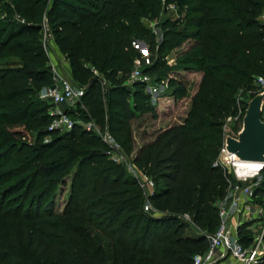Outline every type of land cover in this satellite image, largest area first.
I'll use <instances>...</instances> for the list:
<instances>
[{
    "label": "trees",
    "instance_id": "obj_1",
    "mask_svg": "<svg viewBox=\"0 0 264 264\" xmlns=\"http://www.w3.org/2000/svg\"><path fill=\"white\" fill-rule=\"evenodd\" d=\"M15 4L27 23L0 37V57L18 58L0 64V264H193L207 248L205 234L217 228L215 202L227 186L222 168L213 166L224 120L256 95L255 78L264 73V0L51 1L46 15L54 43L72 77L87 85L78 117L107 124L126 150L135 114L155 115L145 85L124 84L134 60L156 75L165 50L192 44L163 73L176 100L187 96L184 74L197 75L184 120L160 130L132 158L153 182L147 198L137 178L106 159L98 135L78 124L62 134L49 130L51 116L38 97L53 76L40 35L45 1ZM172 4L184 13L160 21L157 38L143 19H157ZM25 130L36 132L33 145L22 141ZM74 164L68 199L55 211L56 188Z\"/></svg>",
    "mask_w": 264,
    "mask_h": 264
},
{
    "label": "rangeland",
    "instance_id": "obj_2",
    "mask_svg": "<svg viewBox=\"0 0 264 264\" xmlns=\"http://www.w3.org/2000/svg\"><path fill=\"white\" fill-rule=\"evenodd\" d=\"M45 1V10L44 15L42 17V21L47 18L46 12L49 9L51 5L52 0H43ZM184 13V6L180 4H172L165 10L161 11L160 16L157 19H143V22L146 27H148L151 31L156 32L157 38L159 35L158 27L160 25V21L166 18L170 19H176L177 17L183 15ZM260 21L264 22V13L259 17ZM27 21L22 16V14L17 10L15 0H0V31L3 29V33L0 37H5L7 33L11 29H16L18 25L25 24ZM49 26V24H48ZM41 38L43 39V32H40ZM47 44L49 46L50 53L47 54L48 57V65L51 68V71L54 72V69L57 70L59 73H61L64 78H66L72 86L84 94L86 89V84L73 78L71 75V71L69 68V65L67 64V60L64 58V56L60 53V51L57 49L53 37L47 38ZM191 42H186L182 44L180 47L173 48V49H167L164 51L162 55V59L164 62V66L156 72V75H151L152 81L163 83L165 85L164 92L161 96H158L154 100L150 97V101L152 105L155 107V115H152L151 113H136L135 117L130 121V130H131V136H132V142L129 144V150L125 149V145H123V141L118 139V136H116L115 133H113L109 126L105 124L104 126H100V132L104 133L105 131H108L113 139L115 140V147L112 149L107 143L102 139V137L99 136L98 133H94L98 135L104 144V154L106 155L107 160H111L119 165H122L125 172L137 179H144L145 176H141L139 171L134 167L132 164V158L135 155L136 151L145 143L150 142L154 136L162 129H165L168 126L179 124L184 120L185 113L189 108L190 103V97L192 95L193 89L195 87V83L197 80V75L195 74H184V77L186 81L188 82V91L187 96L184 99L176 100L173 98V96L170 93V85H169V78L166 77L163 73L165 69L169 67H173L176 65V63L179 61V59L182 57L183 53L191 46ZM137 47L139 50L143 53H146V45L143 42H137ZM18 61V58L16 56H5L0 57V64L4 65L6 64H14ZM145 64H150V62H146ZM86 65L89 66V63H86ZM142 64L140 63V67ZM2 67V66H0ZM94 74L100 75L96 70L93 71ZM127 85L128 88L132 89L130 81H127L124 83ZM112 85L111 83L107 82V89ZM146 91V89H145ZM81 94V95H82ZM244 99V98H243ZM250 98L245 97V101H249ZM105 101V107L106 111H110L109 101L108 98L104 99ZM128 101L130 105H133V97L131 95L128 96ZM47 106L48 113L52 109V105L50 103L45 102ZM245 103H241L239 101L238 103V110L235 116L228 117L224 120L223 124V132H224V138L226 135H231L235 137L238 133V131L241 129L242 126V119L245 113L246 109ZM245 108V109H244ZM67 109V105L63 104L58 107V110L60 112H65ZM244 109V110H243ZM70 111L74 112L75 120L78 125L79 123H84L86 119L79 118L78 115H81V117L84 115L82 111V105L81 103H76L73 107L70 108ZM240 112V114H239ZM77 116V117H76ZM262 118H264V105L263 110L261 113ZM82 128V127H81ZM26 131V130H25ZM26 137L24 140L27 144L33 145L34 144V137L36 135L35 131H26ZM66 131L60 130L59 133L62 134ZM50 136H46L44 138V141L50 140ZM224 142V141H223ZM114 150V151H112ZM223 170V173L226 175L228 179H230L232 182L235 180V176L231 170H227L223 167H221ZM76 164L71 166L62 176V179L64 181L63 184H59L56 188V196H55V211H61L68 199L69 191H70V182L71 179L75 173ZM230 171V172H229ZM252 187L254 189V199L253 201L255 203H259L260 205L264 204V172L261 170L260 175L256 178L252 179ZM153 187H148L147 191H152ZM226 192V188H225ZM224 192V193H225ZM220 199H217L215 204H218V201ZM250 206L252 203H248ZM146 208L147 203H146ZM150 210V209H149ZM151 211V210H150ZM154 216L160 215L158 212L151 211ZM246 225H250L252 227L251 229L247 230L244 226L240 228L239 235H251L253 232H255L254 235L259 234L260 232H264V224L259 221H252L248 222ZM255 230V231H252ZM264 245V243H263ZM264 250V248H263ZM23 256L26 259H30L31 255L28 252H23ZM228 262V261H227ZM257 264H260L258 262Z\"/></svg>",
    "mask_w": 264,
    "mask_h": 264
},
{
    "label": "built area",
    "instance_id": "obj_3",
    "mask_svg": "<svg viewBox=\"0 0 264 264\" xmlns=\"http://www.w3.org/2000/svg\"><path fill=\"white\" fill-rule=\"evenodd\" d=\"M41 31L43 32L42 47L45 53L49 54L47 38L52 35L46 18L41 23ZM140 63V60H134V68L128 81H139L143 83L146 91L152 100H154L163 94L165 85L152 81L151 75L142 72ZM255 85L257 86V93L264 90V73L256 76ZM81 94L61 73L54 69L52 83L41 88L38 93L40 100L52 105V109L49 112L51 116L49 130L70 131L77 124L76 120L72 119L67 112H60L58 107L66 104L67 109H70L78 103ZM81 105L82 109L85 110L84 105ZM79 124L86 131L98 133L107 145L114 149L116 143L112 135L108 131L101 133L99 125L93 119H87L84 123ZM259 165V169L255 172H239L237 161L233 159L232 154L226 152L223 143L213 166L231 170L235 176V180L232 182L226 177V192L216 205L218 212L217 228L212 233L205 234L207 248L204 252L194 255L193 264H216L226 257L235 259L239 264H257L260 262L264 255V232L256 235L253 232V234L247 235V237L249 236L247 242L243 241L239 235L241 227L244 226L247 230L252 228L250 225H246L249 221L257 220L264 224V204L260 205L253 201L255 194L252 187V179L260 175L264 163ZM145 178V181L142 177L138 181L147 198L151 193L147 191L148 187H153V182L147 177ZM248 203H252V205L250 206ZM147 207L153 210L148 203ZM182 217L186 221H191V218L186 214Z\"/></svg>",
    "mask_w": 264,
    "mask_h": 264
},
{
    "label": "water",
    "instance_id": "obj_4",
    "mask_svg": "<svg viewBox=\"0 0 264 264\" xmlns=\"http://www.w3.org/2000/svg\"><path fill=\"white\" fill-rule=\"evenodd\" d=\"M264 105V90L249 101L242 119L241 129L235 137L226 135L224 148L235 161L264 163V120L261 113Z\"/></svg>",
    "mask_w": 264,
    "mask_h": 264
},
{
    "label": "bare ground",
    "instance_id": "obj_5",
    "mask_svg": "<svg viewBox=\"0 0 264 264\" xmlns=\"http://www.w3.org/2000/svg\"><path fill=\"white\" fill-rule=\"evenodd\" d=\"M237 165H238V171L239 172H248V173L255 172L260 167V165L258 163H255V162L237 161Z\"/></svg>",
    "mask_w": 264,
    "mask_h": 264
},
{
    "label": "crops",
    "instance_id": "obj_6",
    "mask_svg": "<svg viewBox=\"0 0 264 264\" xmlns=\"http://www.w3.org/2000/svg\"><path fill=\"white\" fill-rule=\"evenodd\" d=\"M57 47V46H56ZM58 49V47H57ZM68 64V63H67ZM63 105V104H62ZM228 261V262H227ZM216 264H239L238 261H236L235 259L233 258H230V257H226L222 260H220L219 262H217Z\"/></svg>",
    "mask_w": 264,
    "mask_h": 264
}]
</instances>
